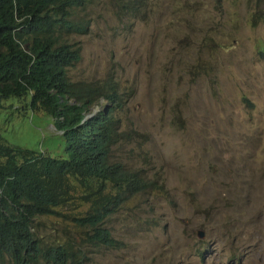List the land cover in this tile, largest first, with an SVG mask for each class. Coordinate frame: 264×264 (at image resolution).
Masks as SVG:
<instances>
[{
  "label": "rangeland",
  "instance_id": "374dc122",
  "mask_svg": "<svg viewBox=\"0 0 264 264\" xmlns=\"http://www.w3.org/2000/svg\"><path fill=\"white\" fill-rule=\"evenodd\" d=\"M113 3L87 10L70 74L118 82L140 135L117 156L157 188L112 219L125 246L96 264H264V0H145L123 20ZM19 105L0 109L5 142L66 157L51 118ZM43 221L49 238L64 226Z\"/></svg>",
  "mask_w": 264,
  "mask_h": 264
},
{
  "label": "trees",
  "instance_id": "16d2710c",
  "mask_svg": "<svg viewBox=\"0 0 264 264\" xmlns=\"http://www.w3.org/2000/svg\"><path fill=\"white\" fill-rule=\"evenodd\" d=\"M96 1L0 0V109L18 99L19 109L51 118L67 155L13 146L0 134V264H96L125 246L111 233L112 219L157 188L117 156L140 135L124 127L118 82L70 74L83 53L76 37L90 32L86 12ZM112 5L123 20L136 18L146 3ZM44 218L57 219L62 230L47 237Z\"/></svg>",
  "mask_w": 264,
  "mask_h": 264
},
{
  "label": "water",
  "instance_id": "95a60500",
  "mask_svg": "<svg viewBox=\"0 0 264 264\" xmlns=\"http://www.w3.org/2000/svg\"><path fill=\"white\" fill-rule=\"evenodd\" d=\"M199 238H201V239L204 238V233L203 232H199Z\"/></svg>",
  "mask_w": 264,
  "mask_h": 264
},
{
  "label": "clouds",
  "instance_id": "9594fccd",
  "mask_svg": "<svg viewBox=\"0 0 264 264\" xmlns=\"http://www.w3.org/2000/svg\"><path fill=\"white\" fill-rule=\"evenodd\" d=\"M54 125V124H53ZM54 128H55V126H54ZM56 129V128H55ZM57 131V130H56ZM61 135H62V132H59Z\"/></svg>",
  "mask_w": 264,
  "mask_h": 264
},
{
  "label": "bare ground",
  "instance_id": "6f19581e",
  "mask_svg": "<svg viewBox=\"0 0 264 264\" xmlns=\"http://www.w3.org/2000/svg\"><path fill=\"white\" fill-rule=\"evenodd\" d=\"M78 42V41H77ZM83 52V51H82ZM83 55V54H82ZM66 70V69H65Z\"/></svg>",
  "mask_w": 264,
  "mask_h": 264
}]
</instances>
